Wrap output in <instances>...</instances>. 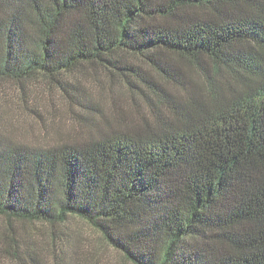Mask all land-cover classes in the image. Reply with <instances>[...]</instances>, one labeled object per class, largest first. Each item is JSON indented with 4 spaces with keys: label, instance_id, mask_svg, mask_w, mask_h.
<instances>
[{
    "label": "trees",
    "instance_id": "1",
    "mask_svg": "<svg viewBox=\"0 0 264 264\" xmlns=\"http://www.w3.org/2000/svg\"><path fill=\"white\" fill-rule=\"evenodd\" d=\"M90 68L133 120L83 114ZM41 77L87 137L0 133V264H42L33 230L68 245L73 217L130 264H264V0H0V82L29 102Z\"/></svg>",
    "mask_w": 264,
    "mask_h": 264
},
{
    "label": "rangeland",
    "instance_id": "2",
    "mask_svg": "<svg viewBox=\"0 0 264 264\" xmlns=\"http://www.w3.org/2000/svg\"><path fill=\"white\" fill-rule=\"evenodd\" d=\"M77 78L94 107L81 113L93 116L105 129L108 127L102 116L105 115L108 120L114 121L118 109H121L129 120H133L135 105L130 93L123 85L117 83L118 81L111 80L104 71L92 68L77 73L71 80L76 81ZM158 81L164 83L161 78H158ZM31 84L34 86L30 101L24 102L16 83L0 82V133L11 142L29 146L83 143L87 137V129L78 123L72 111L74 109L80 112L81 109L61 96L49 79L41 77ZM169 87L176 92V88ZM31 109L37 110L41 117L36 116ZM96 109L101 110L103 115ZM4 224L5 221L0 216V230ZM70 224L69 233L73 237V243L68 245H64V237H61L62 241H54L45 224L41 223L37 226L38 230H33L39 243L38 256L42 264H130L82 219L73 217ZM1 264L16 263H10L6 257H2Z\"/></svg>",
    "mask_w": 264,
    "mask_h": 264
}]
</instances>
